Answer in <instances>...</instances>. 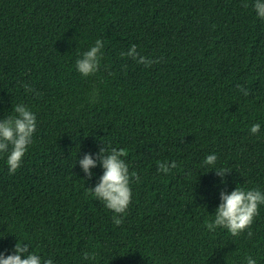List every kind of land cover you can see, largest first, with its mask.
<instances>
[{
    "label": "trees",
    "instance_id": "trees-1",
    "mask_svg": "<svg viewBox=\"0 0 264 264\" xmlns=\"http://www.w3.org/2000/svg\"><path fill=\"white\" fill-rule=\"evenodd\" d=\"M254 2L0 0V121L20 103L37 119L15 174L0 153V254L20 242L53 264H264V204L239 236L206 226L222 191L264 192V19ZM97 39L99 71L84 77L76 60ZM133 44L159 62L122 56ZM102 147L125 149L140 176L120 225L89 191L102 165L89 179L77 162ZM165 161L177 167L158 171Z\"/></svg>",
    "mask_w": 264,
    "mask_h": 264
},
{
    "label": "clouds",
    "instance_id": "clouds-1",
    "mask_svg": "<svg viewBox=\"0 0 264 264\" xmlns=\"http://www.w3.org/2000/svg\"><path fill=\"white\" fill-rule=\"evenodd\" d=\"M244 7H248V5L245 4ZM253 7L257 16L264 19V0H255ZM103 48L104 41L97 39L95 45L83 52L81 58L76 60V69L82 76L89 77L99 71L103 58ZM121 55L130 57L146 67L159 62L156 59H149L140 55L135 44L131 45L128 51ZM237 87L243 95H249L248 90L243 85ZM24 88L26 92L35 91L27 84L24 85ZM37 95H39L38 92ZM13 112L15 115L7 116L3 121H0V153H8L7 164L10 174H15L21 167L23 157L33 143V136L37 128L36 115L25 104L20 103L13 106ZM260 129L261 125L256 123L252 125L250 131L252 134H257ZM126 155L127 151L123 148L113 147L109 149L102 147L95 159L91 154H88L77 161L89 179L93 176L91 170L97 167L98 164L102 165L103 175L100 176L99 182L94 188H89V191L115 213L112 219L116 225L122 223L120 214L125 213L131 203L133 178L136 182L140 181V176L136 172L130 173L129 165L122 158ZM216 162L217 156L215 154L207 155L204 160L206 165L214 166ZM176 167L175 161L171 162L170 165L166 161L158 162V171L163 173H169L171 169ZM229 172L230 170L223 168L216 170V174L222 180ZM220 199L221 203L214 214V221L208 222L207 228L210 231H215L218 227H222L227 229L233 236H239L251 227L254 218L259 214V205L264 204V192L258 189L246 190L237 187L231 193L222 191ZM248 235L252 236V232L248 231ZM24 256L26 258H22ZM84 258L95 259V256H89L85 252ZM0 264H53V260L42 261L39 255L29 250L28 244L18 242L14 254H0ZM246 264H257V261L248 256L246 257Z\"/></svg>",
    "mask_w": 264,
    "mask_h": 264
}]
</instances>
